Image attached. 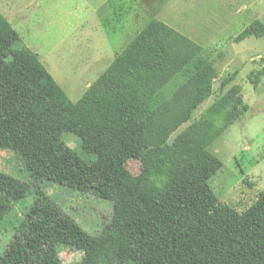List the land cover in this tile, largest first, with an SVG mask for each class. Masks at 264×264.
Returning <instances> with one entry per match:
<instances>
[{
    "label": "trees",
    "instance_id": "obj_1",
    "mask_svg": "<svg viewBox=\"0 0 264 264\" xmlns=\"http://www.w3.org/2000/svg\"><path fill=\"white\" fill-rule=\"evenodd\" d=\"M254 25L237 40L264 35V24ZM201 52L202 47L154 18L73 102L0 9V57L42 160L45 181L74 191L93 186L98 197L113 202L100 233L84 234L72 226L71 241L63 243L84 253L72 264H264V193L240 213L221 204L210 184L223 166L212 145L250 109L242 87L234 83L237 74L222 77L221 91L230 89L200 119L177 132L210 97L217 77ZM180 73H186L194 93L180 106L174 102L164 107L157 101V87ZM263 77L264 67L249 75L255 90ZM64 132L80 137L78 149L67 145ZM0 148L21 153L33 172L1 77ZM105 155L118 167L137 159L141 171L127 172L115 188L94 164ZM139 194L173 232L177 255L144 211ZM39 222L43 232L35 230L33 243L54 239L63 227L60 223L50 229L44 218ZM51 264H63L56 251Z\"/></svg>",
    "mask_w": 264,
    "mask_h": 264
},
{
    "label": "rangeland",
    "instance_id": "obj_2",
    "mask_svg": "<svg viewBox=\"0 0 264 264\" xmlns=\"http://www.w3.org/2000/svg\"><path fill=\"white\" fill-rule=\"evenodd\" d=\"M0 9L19 32L23 45L39 56L73 102L154 18L202 47L201 53L213 63L217 77L210 97L191 111L188 122L177 132L200 119L205 109L230 89L221 91V78L236 73L234 83L242 87L250 109L212 145L211 151L223 166L210 184L221 204L240 213L264 193V77L257 90L249 79L264 67V35L237 40L255 22L264 24V0H0ZM186 76L180 73L161 80L157 101L164 107L174 102L180 106L192 96L194 88ZM0 77L33 170H28L21 153L0 148V264H51L53 251L63 264H72L84 253L63 242L71 241L69 233L75 229L84 234L100 233L112 215L113 202L98 197L93 186L74 191L45 181L42 160L1 57ZM62 137L72 148L81 144L74 133L64 132ZM94 164L115 188L127 172L137 175L141 171L137 159L118 167L105 155ZM138 199L177 255L173 232L155 206L144 194ZM42 218L50 229L60 223L63 227H58L54 239L33 243L32 236L38 238L35 230L43 232ZM101 264H109V260Z\"/></svg>",
    "mask_w": 264,
    "mask_h": 264
}]
</instances>
